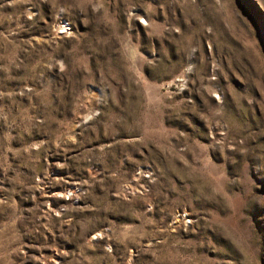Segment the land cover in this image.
Wrapping results in <instances>:
<instances>
[{
    "label": "rangeland",
    "instance_id": "374dc122",
    "mask_svg": "<svg viewBox=\"0 0 264 264\" xmlns=\"http://www.w3.org/2000/svg\"><path fill=\"white\" fill-rule=\"evenodd\" d=\"M0 264H264V0H0Z\"/></svg>",
    "mask_w": 264,
    "mask_h": 264
}]
</instances>
